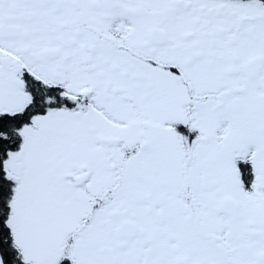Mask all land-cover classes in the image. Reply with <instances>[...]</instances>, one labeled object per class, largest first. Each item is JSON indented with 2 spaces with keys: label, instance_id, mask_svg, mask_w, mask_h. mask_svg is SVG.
<instances>
[{
  "label": "snow or ice",
  "instance_id": "snow-or-ice-1",
  "mask_svg": "<svg viewBox=\"0 0 264 264\" xmlns=\"http://www.w3.org/2000/svg\"><path fill=\"white\" fill-rule=\"evenodd\" d=\"M0 264H264V0H0Z\"/></svg>",
  "mask_w": 264,
  "mask_h": 264
}]
</instances>
